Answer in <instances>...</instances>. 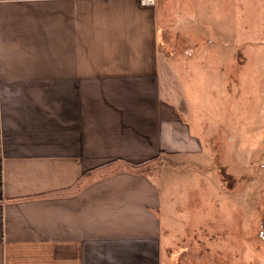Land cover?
Returning a JSON list of instances; mask_svg holds the SVG:
<instances>
[{
	"label": "crops",
	"instance_id": "0c3cea01",
	"mask_svg": "<svg viewBox=\"0 0 264 264\" xmlns=\"http://www.w3.org/2000/svg\"><path fill=\"white\" fill-rule=\"evenodd\" d=\"M167 5L0 0V264H161L154 170L124 162L200 147L164 92Z\"/></svg>",
	"mask_w": 264,
	"mask_h": 264
},
{
	"label": "rangeland",
	"instance_id": "374dc122",
	"mask_svg": "<svg viewBox=\"0 0 264 264\" xmlns=\"http://www.w3.org/2000/svg\"><path fill=\"white\" fill-rule=\"evenodd\" d=\"M167 7L164 92L200 147L153 160L161 264H264V0Z\"/></svg>",
	"mask_w": 264,
	"mask_h": 264
},
{
	"label": "trees",
	"instance_id": "16d2710c",
	"mask_svg": "<svg viewBox=\"0 0 264 264\" xmlns=\"http://www.w3.org/2000/svg\"><path fill=\"white\" fill-rule=\"evenodd\" d=\"M125 165H127V168L133 172L136 173H150L155 168L153 167L154 161L145 162L142 164H129L127 162H124ZM153 167V168H152Z\"/></svg>",
	"mask_w": 264,
	"mask_h": 264
},
{
	"label": "built area",
	"instance_id": "2783aa9c",
	"mask_svg": "<svg viewBox=\"0 0 264 264\" xmlns=\"http://www.w3.org/2000/svg\"><path fill=\"white\" fill-rule=\"evenodd\" d=\"M145 3H154V0H143Z\"/></svg>",
	"mask_w": 264,
	"mask_h": 264
}]
</instances>
